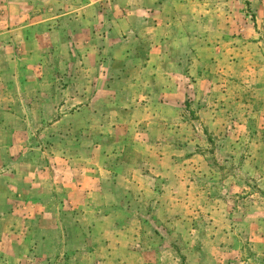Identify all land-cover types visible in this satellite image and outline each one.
<instances>
[{"label": "rangeland", "instance_id": "rangeland-1", "mask_svg": "<svg viewBox=\"0 0 264 264\" xmlns=\"http://www.w3.org/2000/svg\"><path fill=\"white\" fill-rule=\"evenodd\" d=\"M167 5L181 10L177 0ZM255 5L189 3L191 13L206 15L207 49L170 51L187 65L189 128L171 130L166 150L152 147L122 157L139 160L165 150L177 160L172 211L153 209L143 201L147 196L132 192L131 203L122 191V208L105 209L117 195H105V164H99L102 171L91 170L85 145L76 163L59 162L74 156L68 144L37 145L29 157L19 148L18 157H6L0 167V189H7L0 194V264H264V28ZM213 28L221 34L208 35ZM214 40L220 48H211ZM173 41L183 42L180 31ZM193 55L201 57L198 70ZM100 112L98 122L104 123V106ZM26 118L19 115V135ZM99 150L105 155V145ZM89 173L97 174L98 186ZM75 176L80 192L70 181ZM124 181L117 187L123 189ZM11 188L17 189L15 209Z\"/></svg>", "mask_w": 264, "mask_h": 264}, {"label": "crops", "instance_id": "crops-1", "mask_svg": "<svg viewBox=\"0 0 264 264\" xmlns=\"http://www.w3.org/2000/svg\"><path fill=\"white\" fill-rule=\"evenodd\" d=\"M171 1L0 0V167L6 157H18L19 148L29 157L34 146L56 142L71 146L74 155L66 159L59 153L56 157L65 158L59 162L72 158L76 163L85 145L91 170L102 171L99 164H105V195H117L105 202V209L122 208L117 203L125 200L122 191L131 203L132 192L147 196L141 200L153 209L172 211L173 172L181 169L174 168L177 160L165 150L172 144L167 140L171 130L189 128L190 93L184 83L187 65L170 51L207 49V18L203 11L194 15L189 9V3L203 0H177V11L168 8ZM252 2L257 3L255 19L264 28V0ZM177 31L183 42L173 41ZM210 34L221 32L213 28ZM211 43V48L221 47V42ZM192 57L198 70L201 57ZM103 106L104 123L97 119ZM22 113L27 118L19 135ZM152 147L165 150L156 157L122 158ZM76 178L70 181L77 182L71 184L80 192ZM89 178L98 186L97 174ZM120 178L127 183L123 189L117 187ZM16 192L9 189L12 209L18 204Z\"/></svg>", "mask_w": 264, "mask_h": 264}]
</instances>
